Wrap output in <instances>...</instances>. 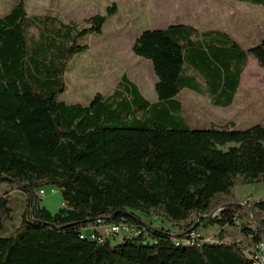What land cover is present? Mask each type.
I'll return each mask as SVG.
<instances>
[{
	"label": "trees",
	"instance_id": "1",
	"mask_svg": "<svg viewBox=\"0 0 264 264\" xmlns=\"http://www.w3.org/2000/svg\"><path fill=\"white\" fill-rule=\"evenodd\" d=\"M15 1L0 17V187H16L23 207L17 214L8 192L0 195V264H255L232 230L248 246L264 244V199L235 203L231 189L264 184V124L189 129L177 96L189 90L229 108L248 57L264 69V20L262 37L246 49L218 30L145 29L132 53L151 64L157 102L122 75L110 95L66 103L74 57L116 7L82 26L28 17ZM232 1L264 16V0ZM46 187L60 191L56 213L39 205ZM100 224L133 233L118 244L83 236ZM213 227L214 239L201 235Z\"/></svg>",
	"mask_w": 264,
	"mask_h": 264
},
{
	"label": "rangeland",
	"instance_id": "2",
	"mask_svg": "<svg viewBox=\"0 0 264 264\" xmlns=\"http://www.w3.org/2000/svg\"><path fill=\"white\" fill-rule=\"evenodd\" d=\"M28 17L52 15L65 22L85 26V20L95 15H104L107 7L114 5L116 14L109 17L102 27V33L89 39V49L74 57L70 71L65 75L67 91L62 99L66 103L88 104L96 94L110 95L120 82L122 75L136 84L146 100L157 101L154 91L156 77L148 61L132 53L137 36L145 29L166 28L172 24H185L199 32L218 30L228 33L242 48H248L262 37L263 9L232 0H22ZM15 0H0V17L15 5ZM253 57H249V61ZM249 63V62H248ZM244 78L229 108L214 107L208 96L197 95L188 90L179 96L180 116L189 129L229 127L246 129L255 124H264V69L255 60L247 66ZM45 196L39 205L56 213L62 207L60 191L46 187ZM52 190H55L53 192ZM8 192L11 205L17 214L23 204L18 190L12 185L2 184L0 195ZM235 203H246L264 199V184L243 185L237 183L231 189ZM140 217L157 228L177 231L168 221ZM156 218H159L155 215ZM152 219V220H151ZM18 224V220L17 223ZM231 231L230 228H227ZM235 240L244 247L248 240L238 228H233ZM218 232L217 227L200 230L202 236L211 240ZM122 241L119 235L111 243Z\"/></svg>",
	"mask_w": 264,
	"mask_h": 264
},
{
	"label": "built area",
	"instance_id": "3",
	"mask_svg": "<svg viewBox=\"0 0 264 264\" xmlns=\"http://www.w3.org/2000/svg\"><path fill=\"white\" fill-rule=\"evenodd\" d=\"M55 192V190H52ZM39 198L45 196V190H39L37 192ZM157 219V218H153ZM97 227H100L101 230L98 232ZM93 229H89V232H83V236L90 240L104 241L106 239H111L119 235H130L133 233V229L127 224H108V225H98ZM246 255L250 258H254L255 264H264V244L258 246H249L245 248Z\"/></svg>",
	"mask_w": 264,
	"mask_h": 264
},
{
	"label": "crops",
	"instance_id": "4",
	"mask_svg": "<svg viewBox=\"0 0 264 264\" xmlns=\"http://www.w3.org/2000/svg\"><path fill=\"white\" fill-rule=\"evenodd\" d=\"M178 24H179V25H185V24H180V23H178ZM174 25H177V24H172V25H169V26H174ZM169 26H167V27H169ZM185 26H188V25H185ZM167 27H166V28H167ZM159 29H165V28H159ZM249 57H250V56H249ZM249 57H248V62H249V63H247V66H248V65L253 61V59H254V58H253L252 60L249 61ZM247 66H246V68H247ZM245 70H246V69H245ZM245 70H244V71H245ZM243 74H244V72L242 73V75H241V77H240L239 90H240V86H241L242 81H243V78H244ZM239 90H238V91H239ZM183 91H184V90H183ZM188 91H189V90H188ZM181 92H182V91H181ZM181 92H180V93H181ZM190 92H192V91H190ZM180 93H179V94H180ZM192 93H194V92H192ZM195 94H196V93H195ZM197 95H198V94H197ZM178 96H179V95H178ZM178 96H177V100L179 101ZM157 100H158V99H157ZM207 100H208L209 103H210L209 98H207ZM156 102H157V101H156ZM233 102H234V101H233ZM154 103H155V102H154ZM181 107H182V106H181ZM96 230L99 232V231L101 230V228H100V227H97ZM89 231H90L89 228L85 230V232H89Z\"/></svg>",
	"mask_w": 264,
	"mask_h": 264
}]
</instances>
